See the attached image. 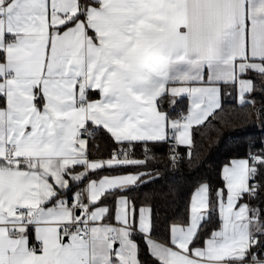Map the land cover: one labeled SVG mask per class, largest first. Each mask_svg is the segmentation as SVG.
Segmentation results:
<instances>
[{"label": "snow or ice", "instance_id": "obj_1", "mask_svg": "<svg viewBox=\"0 0 264 264\" xmlns=\"http://www.w3.org/2000/svg\"><path fill=\"white\" fill-rule=\"evenodd\" d=\"M228 103L264 130V0H0V264H264V136L140 195Z\"/></svg>", "mask_w": 264, "mask_h": 264}, {"label": "trees", "instance_id": "obj_2", "mask_svg": "<svg viewBox=\"0 0 264 264\" xmlns=\"http://www.w3.org/2000/svg\"><path fill=\"white\" fill-rule=\"evenodd\" d=\"M229 101L231 98H228ZM257 105L261 103L260 97H256ZM186 99L181 100L176 105L179 111L186 105ZM249 109H234L230 103L225 105V110L221 113L224 121L223 127L219 129L209 130L203 129V136H197L195 161L199 163L203 161L202 166H183L179 172L169 173L165 180L159 184L152 185L147 189H142L140 195L150 194L154 197V204L161 209L160 220L163 222L165 215L171 216L177 211V207L182 210L187 195L194 182L207 179L213 186L217 183V168L226 161L227 158L234 155H243L246 151L247 138L259 139L264 136V130L259 127L258 123H248L246 114ZM246 130V136H238L237 131ZM99 145L97 155H104L105 142L102 137L95 142ZM183 150V149H182ZM139 155V150L137 152ZM163 224H161V229ZM143 256V254H142Z\"/></svg>", "mask_w": 264, "mask_h": 264}]
</instances>
